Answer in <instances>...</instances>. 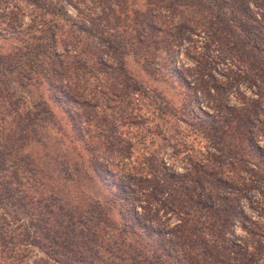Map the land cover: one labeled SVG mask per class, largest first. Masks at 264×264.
<instances>
[{
	"label": "rangeland",
	"instance_id": "1",
	"mask_svg": "<svg viewBox=\"0 0 264 264\" xmlns=\"http://www.w3.org/2000/svg\"><path fill=\"white\" fill-rule=\"evenodd\" d=\"M260 2L221 0L232 15L216 19L199 2V7L191 2L183 9L170 0H0V61L19 60L27 44L35 45L34 37L41 35L39 23L46 27L42 40L62 51L65 43H71L66 34L77 30L67 16L79 24L97 22L118 40L128 53L130 71L151 90L146 106L140 105L139 126L129 130L133 141H119L120 149L108 152L103 146L89 148L88 142L73 141L72 133L60 131L70 125L51 100L63 127L53 125V120L21 131L20 117L4 118L6 110L13 109L6 98L24 102L27 98L28 105L49 99L46 80L42 82L36 70L22 77L24 84L21 76L10 72L12 82L0 87V157L35 160L49 178L48 191L61 193L70 207L88 209L100 200L116 225L122 223V207L112 203L115 189L109 181L127 185L135 205L145 208L138 211L153 216L155 227L165 231V246L178 251H171L173 256L184 253V264H264V3ZM81 37L83 45L100 44L97 38ZM43 61H49L48 54ZM24 102L13 112L17 107L28 110ZM16 135L17 143L7 140ZM100 156L114 159L115 177L103 180L95 172L94 159ZM113 230L101 226L105 247L119 233ZM125 242L132 257L155 256L153 242L139 234ZM113 247L115 257L124 259L116 264H134L125 251Z\"/></svg>",
	"mask_w": 264,
	"mask_h": 264
},
{
	"label": "trees",
	"instance_id": "2",
	"mask_svg": "<svg viewBox=\"0 0 264 264\" xmlns=\"http://www.w3.org/2000/svg\"><path fill=\"white\" fill-rule=\"evenodd\" d=\"M170 1L183 9L191 2L199 7V2L204 5L205 11L214 12L216 19L232 15V10L221 5V0H190L189 4L183 0ZM260 3H264V0ZM261 7L264 9V4ZM64 18L71 22V28L76 27L77 30L66 34L71 43H65L62 51L54 48L56 45L42 40L46 27L39 23L42 26L38 29L41 35L34 37L35 45L27 44L21 50L19 60L10 58L8 63L0 61V87L12 82L8 79L10 72L21 76L24 84V76L36 70L41 81L46 80L44 82L48 85L49 92V99L33 101L30 105L27 98H24L25 103L22 99L7 100L6 96V105L15 110L20 102H24L28 110L21 112L17 107L13 112L10 108L11 111L6 110L3 116H13L14 119L20 117L21 131L36 130L37 126L58 118L59 115L50 107L51 100L52 105L62 109L66 124L70 125L68 130L71 132L56 120L53 125L60 124L63 127L60 131L72 133L73 141L88 142L86 146L89 148L96 145L101 149L103 146L105 151L115 152L120 149L119 141H133L128 137L129 130L132 126H139L137 121L143 112L140 105L146 106L151 90L130 71L126 61L128 53L122 48V44L108 36L105 30L97 26V22L80 21L79 24L67 16ZM82 34L97 38L100 44L83 45ZM0 36L2 37L1 33ZM18 52L19 49L16 54ZM47 54L49 61L45 63L43 59ZM181 82L190 85L184 79ZM7 140L17 143L19 136H10ZM127 145L129 146L125 143ZM123 159L125 157L122 155L121 160ZM113 162L114 159L106 156L94 159L95 172L100 179L104 180L105 176L110 179L115 177ZM48 180L41 167L31 158L17 157L9 161L0 157L1 264H116L117 259H124L115 257L113 245L125 251V241L129 236L138 234L140 238L153 242L155 256L147 260L140 258L141 253L132 257L129 251H125L134 264H184V253L179 252V257L173 256L178 251L171 249L174 251L171 252L165 246L166 239L162 234V231L166 234L165 231L155 227L156 220L153 216H146L138 211V208H145L135 205L133 190L127 185L109 181V186L112 185L115 189L112 203L122 207L119 212L122 223L116 225L109 218L102 201L92 202L88 209L70 207L61 193L47 190ZM102 225L119 232L109 240L107 248V238L101 236ZM118 238L121 240L116 241ZM107 251L109 256L105 254Z\"/></svg>",
	"mask_w": 264,
	"mask_h": 264
}]
</instances>
